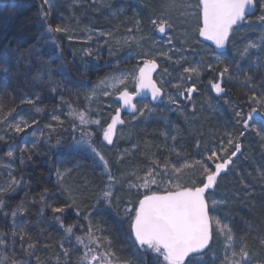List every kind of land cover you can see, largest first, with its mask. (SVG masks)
<instances>
[{"label": "trees", "instance_id": "obj_1", "mask_svg": "<svg viewBox=\"0 0 264 264\" xmlns=\"http://www.w3.org/2000/svg\"><path fill=\"white\" fill-rule=\"evenodd\" d=\"M131 1L125 0L122 2L120 0L121 5L125 8L123 14L120 13V6L118 4L113 8L109 7L112 11L114 10L115 14V16L110 17V12L105 13L104 11L107 4L113 3L112 0H107V3L105 0H94L93 2L91 0H55L48 23H51L53 26L60 25L67 28V31L55 34L60 54L53 56L52 52L55 49L51 43V37L48 35L41 37V33L44 32V26L38 16L41 0H0V64L2 66V71H0V115L10 113L8 119L13 123L16 119L20 118L29 122L35 119L39 121L40 128H44L45 125L52 122V115L60 116L63 120V126H57L56 133L52 135L50 141L40 138L34 149L29 145L31 160L28 159L27 154H24L23 164L19 160V156L21 155L19 148L21 147L22 140L25 138V134L14 135L8 129L0 131V135L5 136L4 142L0 143V161L4 164L2 167L10 165L11 171L10 176L7 167H5L7 170L0 168V185H4L11 177H15L21 181L19 187L13 185L15 191H9L0 196V199L5 201L4 209L0 210V239L6 241L5 244L0 245V261H3V264H21V262L23 264H36L35 256L40 258V264H56L55 257L61 256V264H63L61 249L58 245L64 241L65 233L57 223H54L52 208H68L66 207L68 204L66 198L69 199V196L76 201L73 209L83 207L85 208V215L88 212H92V216L99 214L98 218L100 220L102 218L106 219L102 220V223L101 221H96L94 224L98 223L99 226L105 229L103 235L111 238L117 255L124 260L131 261V264H152L153 255L151 253L142 256L136 251L135 245L130 239L129 221L113 220V217L107 211L98 213L99 205H96V212L90 211L93 209V202L98 199L97 193L94 195V188H88L86 193L83 189L86 187L88 176L91 173L95 181H93L90 175L88 183L92 187L95 185V182L98 183L97 179L101 176L102 165L90 152L71 150L70 146L73 145L74 140L80 139V134L73 130L71 118L67 115V106L61 101V97H63L64 100L71 101L73 107L84 108L87 103L85 97L97 85L100 79L112 72L119 73L131 67L135 68L137 64L141 63L138 60L139 58L121 61L119 64L108 63L107 56L105 58L93 59L92 56H86L84 50L91 48L94 52L96 50V43L90 42L91 39H84V37L76 38L71 36L73 33H76V22H79L81 27V29L77 30H80L83 35L89 32L87 31L88 29L93 32L101 29L108 31L118 30V39L123 40L126 37L134 36L128 29H135L136 31L137 21L140 22L138 27L144 31L143 33L148 34L149 14L147 10L142 8V6L137 7L135 5L134 7ZM144 1L146 2V0L140 2L141 5ZM258 15H260L259 11L252 16V19H255ZM261 34V29L258 26L252 28L244 26L240 28L229 44L237 46L236 51L234 52L233 50V54L231 50L225 53L230 58H227V62L224 61L225 63L233 65L239 62L243 69V72L240 73V81L235 79L236 73L232 74V80L225 78L224 81L231 84L226 97L229 98L230 107L233 108L235 106V110L242 107L244 111H251L246 102V97L252 93L250 88L243 82L244 73L246 72L247 75L253 77L252 82L254 84H259L264 79V67L260 66L261 60L257 59L258 56L264 57V53L252 49L249 53L250 59L248 57L243 60L239 58V50L249 40L257 41ZM117 36L114 38L116 39ZM130 40L132 39L129 38ZM109 42L113 43L112 41ZM102 44L103 51H107L106 43ZM208 46L206 47L210 54L203 56L202 67L205 63H215L211 58V54L216 53H214L211 46ZM189 56L185 55L183 65L190 63ZM176 57L173 58V61L179 60L180 57ZM157 62L160 65L158 73H164L163 69H167L171 73L168 66V63H170L169 59L166 58L164 60L165 65L159 59ZM85 66H87V71H85ZM61 68L64 71H61ZM49 72L50 75L48 74ZM169 77L171 81L168 82L167 88L170 86V83L174 84L180 81V73L177 69ZM210 77H213L212 70H208L207 74H204L196 81L200 84V89L204 93L199 98L206 100L205 102H207L211 91V87H205V85H209ZM185 82L187 83V80ZM256 94L259 95L260 93ZM37 95L40 99L37 101L36 106L44 110L39 114L35 112L33 106L21 104V100L25 97ZM115 96V94L104 96L102 92H98L97 97L91 104L92 112L90 118L102 116L100 106L105 102H107V106L104 111H111L109 112V116L114 115L116 109L119 107ZM202 99L201 102L203 103L201 105L205 106L206 103ZM161 108L159 110L153 107L155 111L150 114L151 117L144 118L142 116L139 118L135 122V128L131 133L132 135H130L131 137L124 144L115 146L112 150L110 145H103L105 147L110 146L109 152L104 156L109 161L111 169L117 161L114 158L111 159L112 154L117 159L121 154L125 153V150H127V154L125 155V161H122V163L127 165L130 171L133 168L139 169L147 165L153 154L162 161L164 157H169L172 163H177L176 157L166 150L172 148L173 142L170 139L172 136L176 137L175 147L177 149L184 153L189 160H198L196 158L199 155L196 149V142L200 141L201 147L199 152H203L205 147L203 146V140L193 136L194 133L193 135L187 134L183 129V124L179 122L181 120L175 114H171L166 107L162 106ZM227 119H225L227 121L226 127L224 126V121L218 117L214 121L217 123L216 126L211 124L209 128L207 124L204 127L208 130L218 131L219 136L222 138L226 133L235 135L238 129L234 125H228L229 123L232 124V122L230 119ZM127 122L128 119L124 126H126ZM253 122L264 129V121L260 118H255ZM36 127V125H33V128L26 129V132L31 133ZM97 128L99 127L95 126L91 128V132L93 131L95 134L92 139L99 149L101 144L105 142H103L100 128L99 131ZM44 130L47 134V129ZM57 139L61 141V144L59 147H52ZM8 145H13L17 149L14 158L6 156L7 151H9ZM249 145L257 149L255 141L249 142ZM262 146L264 147L263 139L262 142L260 141V147ZM246 158L247 160L240 162L237 167L233 166L234 168L231 167L228 171L221 174L215 190L210 191L208 197L210 198L211 195L212 200L216 199V201L222 202L219 204V206H222L221 209H223L222 218L219 216L221 221L229 224L237 241L243 238L247 250L255 259H261L264 258V181H262L263 177L257 176V173L259 172L262 176L264 175V157L262 160H259L257 155L254 156L250 152L249 158ZM180 162H183V160ZM78 163L81 164L76 165ZM75 166L79 170H73V173L77 172L75 175L78 176L76 179L81 183L78 185L80 188L72 186L73 188L69 189L70 193L68 196V191L63 187L62 197L59 190L60 186L55 176L56 170L59 169L61 172H64ZM177 166H179L178 163ZM196 168L197 166L186 169L183 180L188 178ZM124 173L126 174L127 172ZM115 176L119 179L121 174H116ZM21 177L23 178L22 180ZM83 181L86 182L83 183ZM118 186L123 188V190H127L126 183ZM45 189H47V192H45ZM129 192H131V198L135 201L142 195L143 190L140 193H137L136 190ZM214 192H216L215 195ZM42 196L43 199H41ZM70 201L69 199V204L71 205L72 201L71 203ZM123 202L125 201L123 200ZM232 202H238V204L235 203L231 207ZM21 203L26 211L18 212L14 225L12 217H5L3 213H10ZM120 209L123 211V207H120ZM226 216L227 219L225 218ZM62 220L65 225L80 221L72 213L64 214ZM18 226H21L22 229H19ZM13 231L17 233L14 248L13 237L11 235ZM75 233L77 235L84 234L79 227L75 229ZM21 234L24 235L26 243L37 242V248L32 257L28 255V252L20 248L19 236ZM214 239L213 250L216 251L217 256H221V245L224 243V238H215L214 234ZM64 246L66 248L69 247L67 243ZM235 247L236 251H239L240 245L238 243ZM82 251V249L80 251L73 250L70 256V264H78L77 258L82 254ZM205 259L207 264H213L211 257H206ZM216 264H219V260L216 261Z\"/></svg>", "mask_w": 264, "mask_h": 264}, {"label": "snow or ice", "instance_id": "obj_2", "mask_svg": "<svg viewBox=\"0 0 264 264\" xmlns=\"http://www.w3.org/2000/svg\"><path fill=\"white\" fill-rule=\"evenodd\" d=\"M53 6L52 0H41L38 16L44 26V32L41 33V37L44 35L51 37V43L55 49L52 55L56 56L60 54V51L55 34L66 32L67 28L60 25L53 26L51 23H48ZM257 11H259L260 15L252 19V16ZM195 12L198 20V36L214 42L216 48L225 49L228 47L230 41L240 28L244 26L250 28L258 26L261 29V36L255 42L249 40L239 50V58L241 60L246 57L250 59L249 53L252 49L264 53V0H197ZM139 23L137 21V32L140 31L138 27ZM150 23L156 32L165 35H167L168 30L172 27L170 19L167 17L151 19ZM128 31L131 33L132 29H128ZM97 35L101 37L111 36V33L99 32ZM88 38L92 39L91 34H89ZM130 39L139 45L140 41L144 40L145 37L141 36L140 40H136L133 36ZM127 42L125 41V43ZM166 43L172 45V47H169L167 52L156 53L155 56L148 52L143 53V55L129 53L127 58L139 56L141 63L132 70H123L119 73L112 72L100 79L97 85L85 97L87 103L84 108L73 107L71 101H66L61 97L62 103L67 106V115L71 118L73 130L80 134V139L74 140L73 145L70 146L71 150L90 152L103 166L106 180L103 181L102 195L93 205V209L96 208V205L101 200L109 207H112L116 185L126 183L128 191L135 189L137 193H140L143 190L142 195L134 202V206L132 201L127 202L123 208V214L130 222V239L135 245L136 251L142 256H146L149 251L154 254L152 264H207L206 257H211L213 264H216L217 260H219V264H264V258L255 259L247 250L243 238L237 241L229 224L222 222L220 217L215 215L219 204L222 202L214 199L209 201L208 198L210 191L215 190L221 173L229 169L238 154H243L240 138L250 128L255 129V124L251 122L255 118H260L264 121V79L259 84H254L252 82L253 77L247 75L246 72L244 73L243 82L250 88L252 94L246 97V102L251 111H244L242 107L236 111V123L240 126L241 131L237 136H234L232 133H226L218 143L206 145L203 152H199L201 144L198 140L196 142V149L200 155L199 160H189L184 153L175 147L176 137L172 136L170 138L173 145L171 149L166 150L176 157L179 166H177V163H172L169 157H164L162 161L153 154L147 165L139 169L133 168L126 174L121 173L118 179L113 174L109 161L105 159V156L94 144L92 138L95 134L87 130L88 125H102L101 119L90 118L92 112L91 104L97 97L98 92H102L104 96L115 94L122 102L121 107L117 108L115 114L110 117V122L107 123L106 127L100 128L102 139L108 145H112L114 142L117 125L125 123L121 118L122 109L130 110L129 114L137 116H144L146 112L151 113L154 111L148 103H143V100L150 96L151 101L156 102L162 100L166 95L164 80L161 78L160 83H157V80L153 79L152 76V73L159 67L157 57L172 59V56L169 55L175 48L172 38L169 37ZM232 47H235V45L232 44ZM84 54L92 56L93 51L92 49H85ZM109 55H114L111 49H109ZM96 58L99 59L98 52L96 53ZM225 58V53L215 54V63H205L204 68L205 70H212L217 77L215 81L209 82L210 86L216 93L226 95L225 88L222 87L225 78L232 80V74L236 73L235 79L240 81V73L243 72V69L239 62L233 65L225 63ZM257 59L261 60L260 66L264 67V57L258 56ZM184 60L185 57L182 56L175 63L179 65ZM201 62L203 63V59H201ZM116 63L119 64L120 61L117 60ZM4 70L6 71V69ZM61 71H64V69L61 68ZM85 71H87V66H85ZM163 72L171 75L167 69H163ZM48 74L50 75V72ZM200 75V64H194L191 67H184L179 79L190 82L193 80V77L198 78ZM129 81L136 85V89L132 92H129L127 87ZM180 86V84H176L173 87L179 89ZM197 91L196 84L191 83L190 87H186L183 91L179 92V96L191 102L193 93ZM256 93L260 94L257 95ZM137 97L141 98L140 107H137V103L133 102ZM39 99L38 95L25 97L21 100V104L33 106L35 112L39 114L44 111L42 108L36 106ZM167 99L171 104H177V100L171 95H168ZM8 115L10 113L0 115V131L8 129L14 135L25 133V142L19 148V152L21 153L19 160L21 164L24 163V154H27L28 159L31 160L29 145L34 149L40 138L50 141L52 135L56 133L57 126H63V120L57 115H52V122L45 125L44 128H40L39 121L35 119L29 122L20 118L16 119L13 123L8 119ZM33 125L37 127L31 133H26V129L33 128ZM44 129H47V134ZM257 132H259L258 129ZM4 140L5 136L0 135V143L4 142ZM60 144L61 141L57 139L52 147H59ZM8 148L9 151H7L6 156L14 158L17 149L13 145H8ZM126 154L127 150L117 158L116 163L119 164L125 161ZM181 160L183 162H180ZM196 166H199L201 169L203 177L200 185H197L195 180L190 182L183 180L185 170L195 168ZM5 167L9 169V175L11 176L10 165ZM64 175V172H61L59 169L56 170L58 181ZM20 183V180L11 177L4 185H0V196L9 191H15L13 185L19 187ZM45 192H47V189H45ZM41 199H43V196ZM116 199L118 204L119 199ZM75 205L76 201L73 200L72 204L66 207L73 208ZM4 207L5 201L0 199V210H3ZM24 211L26 209H24L21 203L16 206L15 210H12L10 213L5 212L3 215L5 217L11 216L15 225L18 212ZM52 211L63 214L65 207H54ZM75 211L77 216L80 217L78 207L75 208ZM80 218L85 223H70L65 225L61 216H54V219L59 222L60 227L65 233L64 241L58 245L61 249L63 264H70V256L73 250L80 251L81 249L83 251L77 258L78 264H131V261L124 260L117 255L111 238L103 235L105 229L99 226L98 223H93L92 212H88ZM225 218L227 219V216ZM77 227L83 231V235L75 233ZM214 234L215 238H224V243L221 245V256H217L216 251L212 247L215 243ZM11 235L13 237L14 248L17 237L16 231H13ZM19 241L21 250L28 252V255L32 257L37 248V242L26 243L23 234L19 236ZM5 243L4 239H0V245ZM65 243L69 247L66 248L64 246ZM237 243L240 245L239 251H236L235 246ZM34 259L36 264H40L38 256H35ZM55 261L56 264H61V256L55 257ZM0 264H3V261H0Z\"/></svg>", "mask_w": 264, "mask_h": 264}, {"label": "rangeland", "instance_id": "obj_3", "mask_svg": "<svg viewBox=\"0 0 264 264\" xmlns=\"http://www.w3.org/2000/svg\"><path fill=\"white\" fill-rule=\"evenodd\" d=\"M55 0H52V2H54ZM94 0H91V2H93ZM107 3V0H105ZM113 3L112 4H107V7H105V13L106 12H110V17L111 16H115L114 14V10L112 11V9L114 6H116L118 4V6H120V13H124L125 8L123 5H121L120 0H112ZM125 0H122V2H124ZM142 0H132V5L135 7V5L137 7L142 6V8L146 9L148 12V16H149V28H147V33H143L144 31L140 29L139 32H137V30L135 31V29H132V32L134 34V37L136 39L140 40V37L143 36L145 37L144 40L140 41V44L137 45V43L134 40H130V37H126L123 40L118 39V30H99L96 32L90 31V29H88L85 35L82 34V32L80 30L77 29H81L79 22H76L75 24V28H76V33H73V37L76 38H83L84 39H88L89 40V34H91L92 39L90 42H94L95 44V51L93 52V59H96V53H99V58L100 57H106L107 56V62L108 63H116L117 60L121 61H127V60H134L136 58H139V56H137L136 58H127L129 53H139L140 55H143V53L148 52L151 53L153 56L156 55V53L158 52H167L169 47H172V45H168L166 43L167 39L169 37L172 38V42L175 45V48L173 49V51L171 53H169V55L172 56V59L170 60V63H168V66L171 70V73L168 71V73H170L171 75L174 74V70L177 69V71L180 73V75L182 74V69L184 67H191L194 66V64H200V70H201V75L204 72H208V70H205L204 66L202 67V63H201V59H203V56H207L210 53H208V48L206 46H208L207 43L202 42L199 39L198 33H197V28H198V20H197V16H196V12H195V4L197 2V0H146V2L144 1V3L141 2ZM110 7V8H109ZM73 17V16H72ZM157 17H167L170 19V22L172 24L171 29L168 30L167 35L165 34H160L157 33L152 24L150 23L151 19H155ZM80 27V28H77ZM130 27V26H129ZM137 29V28H136ZM80 31V32H79ZM91 32V33H90ZM99 32H104V33H111V36H98L97 33ZM115 36L116 39L114 38ZM114 38V39H112ZM112 39V40H111ZM109 41H112L113 43H110ZM125 41H128L127 43H125ZM85 43V42H82ZM102 43H106V50L107 51H103V44ZM209 47V46H208ZM87 48V47H86ZM121 51H120V49ZM237 46L232 47L231 45H229L228 50H231V53L233 54L236 51ZM87 49H91V48H87ZM109 49L112 50V52L114 53V55L110 56L109 55ZM234 50V52H233ZM211 51V50H210ZM228 52V51H227ZM231 54V55H232ZM185 55H190L189 56V60L190 63H186L183 65V61L179 64V66H177V64L175 63V61H173V58H179V57H185ZM214 55L215 54H211V58L214 60ZM110 58V60H109ZM167 57H157V61L158 59L161 60V62L165 65L164 60H166ZM227 58H229L228 55H226L225 58V62H227ZM164 59V60H163ZM180 59V58H179ZM211 59V60H212ZM139 60V59H138ZM185 61V60H184ZM141 62V61H140ZM215 62V61H214ZM138 66V64L135 66V68ZM179 67V68H177ZM2 66L0 64V71H2ZM134 69L133 67L127 69V70H132ZM201 75L198 77L200 78ZM156 79L157 82L160 83L161 78L164 80L165 82V88L168 90L167 96L171 95L174 99L177 100V104H172L168 101L167 96L165 97L166 99V103L169 104L168 108H166L168 111L171 112V114H175L179 120V122H181L183 124V129L185 132H187V134H192L194 133L193 136H195L198 139L203 140V146L209 145L211 143H218L219 140L222 138L221 136H219L218 131L215 132V130H208L205 129V125H210L213 124V126H216L217 123H215L214 121L218 118H221L222 121H224L225 123V127L227 125V121L225 120L226 118L230 119L232 124L229 123L228 125H234L238 130L237 133L234 135L236 136L237 134H239V132L241 131L240 126L236 123L237 117H236V111L235 110V106L233 108L230 107V103H229V98H225V99H221V98H215V96L213 95L212 91H210L208 98H207V102H205L206 100H203L202 98L196 97L195 93H193L192 95V100L191 102L184 99L183 97L179 96V92L183 91L184 88L186 87H190L191 83H195L198 80V78L193 77L192 81H187V83L184 81H179L177 83L171 84V87L169 89L168 86V82H170L171 80L169 79L170 75H167L165 73H158L156 74ZM174 80V79H173ZM175 81V80H174ZM176 84H180V88L176 89L173 86ZM130 85H134L131 81H129L127 83V87L128 89H131ZM210 86V83H209ZM222 95V94H219ZM201 99L204 101V103H206L205 106H202L201 104L203 102H201ZM106 106H107V102L103 103L100 106V112L102 114V116H99V119H101L102 121V125L101 126H97L99 128L101 127H106L107 123L110 122V117L109 116V112L111 111H104L106 110ZM150 106V105H149ZM110 109V108H109ZM107 109V110H109ZM155 111V110H154ZM153 111V112H154ZM152 113V112H151ZM151 113H145L148 114L147 116L144 115V118L147 117H151ZM140 117H127L128 122L126 124V126H122V127H117L116 129V137H115V141L113 142L112 145L105 147L107 145H105L107 142L103 141L105 143L101 144V146L99 147L100 152L105 155L106 153L109 152V147L111 148H115V146H119L121 144H124L126 141L129 140V137H131L130 135H132L131 133L133 132V129L135 128V122L141 118ZM105 118V119H104ZM227 119V120H228ZM251 123H254L253 121ZM255 124V129L250 128L247 132H245V135L243 137L240 138L241 144H242V155L238 154V156L236 158H234V164H232L229 169L231 167H237V165H239L240 162H242L243 160H247L246 157L249 158V154L250 152L252 153V155H257L259 160H262L264 157V147H260V141L262 142V139L264 140V129L262 127H260L259 125ZM96 125H88L87 126V130L91 131L93 127H95ZM99 128L98 131H99ZM95 129V128H94ZM257 129L259 130V132H257ZM27 131V130H26ZM93 132V131H92ZM27 133V132H26ZM94 133V132H93ZM25 134V133H23ZM102 135V134H101ZM167 139V138H166ZM168 140V139H167ZM251 141H255L257 143V149H254L252 147H250L249 142ZM25 142V140L23 139L21 142V147L23 145V143ZM184 142V141H183ZM105 145V146H103ZM113 156L111 157L114 158L115 160L116 157H114L115 155L112 154ZM196 158H198V160L200 159V155L196 156ZM134 161V160H132ZM137 162V161H136ZM81 163H78L76 165H80ZM4 164L2 161H0V168L7 170L5 167H2ZM211 166V165H210ZM233 167V168H234ZM228 169V170H229ZM74 171H78L79 169L77 168V166L72 167L67 169L66 171H64L65 175L63 176V178L61 180L58 181L59 183V190L60 193L62 194L63 197V189L66 188V190L68 191L67 194L69 196V189L73 188L75 186L79 187L78 185H80V181H78V176L75 175ZM128 170V171H127ZM227 170V171H228ZM233 170V169H232ZM71 171V174H70ZM130 169L127 168V165L123 164L122 162L119 164H115V166L112 168V172L113 174H121L124 172H129ZM89 175V174H86ZM91 177L93 178V174H90ZM90 175L88 176V182H89V178ZM101 176L97 179L98 183L95 182V185L92 187L88 182L83 181V183L86 182V187H84V192H87L88 188H94V195L97 193V197L98 199L101 197L102 193H101V189L104 187V183L103 181L106 180V177L104 176V171H103V166L101 169ZM56 176V175H55ZM257 176H260L261 178L263 177L262 181H264V175L262 176L261 173H257ZM57 177V176H56ZM219 179V178H218ZM195 180L197 185H200V183L203 180V177L201 175V169L199 168V166H197V168L194 170V172H192V174L184 179V181H193ZM93 181L94 178H93ZM118 185L121 184H117L115 187V196L113 198V206L109 207L103 200L100 201L99 205V212L101 213L102 211H107L108 213L111 214V216L113 217V220H118V221H122L124 222L129 221L128 219H126L124 217L123 211L120 209V207H125L127 202L132 201L133 202V206H134V202L137 200H133L131 197V192L127 191V190H123V188H120ZM73 186V187H72ZM64 187V188H63ZM63 188V189H62ZM80 188V187H79ZM127 189V188H126ZM131 191H135V189L131 190ZM216 194V192H214V195ZM93 195V196H94ZM71 196H69V199L71 201H73L72 198H70ZM85 197V196H84ZM119 199V203L117 204V199ZM209 198V197H208ZM68 201L67 205L69 204V199L66 198ZM123 200L125 202H123ZM212 200V197L210 195L209 201ZM216 200V199H214ZM70 201V203H71ZM97 201V199H96ZM96 201L93 202V204L96 203ZM126 203V204H125ZM235 203L238 204V202H232L231 203V207H233L235 205ZM100 208H104V209H100ZM222 206H218V210L215 212V214H217L218 216H220L222 218V212L223 209H221ZM80 210V217H82L85 212V208L81 207L79 208ZM90 211H94L96 212V208L92 209ZM66 213H72L75 217L79 218L80 221L79 222H75V223H85V221H83V219H81L80 217L77 216L75 209H71V208H66L65 212L63 214L60 213H54L52 214L54 223H57L58 226H60L59 222L57 220L54 219V216H61V219H63L64 214ZM98 215H94L92 216L93 219V223H95L96 221H101V223L103 222L102 220H106L104 218H102V220H100V218H98ZM19 229H22L21 226H18ZM83 235V234H82ZM149 253H151L149 251ZM152 254V253H151ZM154 255V254H152ZM162 259V258H161Z\"/></svg>", "mask_w": 264, "mask_h": 264}, {"label": "flooded vegetation", "instance_id": "obj_4", "mask_svg": "<svg viewBox=\"0 0 264 264\" xmlns=\"http://www.w3.org/2000/svg\"><path fill=\"white\" fill-rule=\"evenodd\" d=\"M158 33V32H157ZM201 69V68H200ZM159 72V71H158ZM157 72V73H158ZM156 73V74H157ZM204 74H207V72H204L202 75H201V77L204 75ZM211 76V75H210ZM155 77H156V75H155ZM200 77V78H201ZM203 79H205V77H203ZM217 79V77H216V75L213 73V77L211 78L210 77V81H215ZM134 84V83H133ZM231 84L230 83H223L222 84V87H224L225 88V92L228 94L229 93V86H230ZM132 86V87H131ZM130 87H131V89H129L131 92L132 91H134L135 89H136V85L134 84V85H131ZM196 86H197V89H198V91L195 93V96L196 97H202L203 95H204V93L201 91V89H200V84H198V82H196ZM205 87L207 88V87H211V86H209V85H205ZM164 91H165V93H168V90L167 89H164ZM211 91H212V93H213V95L215 96V98H221V99H225V98H227L226 97V95L225 94H223V93H216L215 92V90L211 87ZM219 94H222V95H219ZM166 96V95H165ZM165 96H164V98H163V103L162 104H155V102H152L151 101V98L150 97H147V98H145L144 100H143V103H148L149 105H150V107H154V108H157V109H162L161 107L162 106H164V107H166V108H169L168 107V105L169 104H167L166 103V101H165ZM140 97H137L136 99H135V101H134V103H137V107H140ZM165 102V103H164ZM172 105V104H171ZM170 106V105H169ZM118 108H120V105H119V107ZM123 115H124V117H132V116H129V115H127L125 112H123L122 113ZM135 117H138L137 115H134ZM125 120H127V119H125ZM124 120V121H125ZM222 174V173H221ZM201 184V183H200Z\"/></svg>", "mask_w": 264, "mask_h": 264}, {"label": "water", "instance_id": "obj_5", "mask_svg": "<svg viewBox=\"0 0 264 264\" xmlns=\"http://www.w3.org/2000/svg\"><path fill=\"white\" fill-rule=\"evenodd\" d=\"M257 12H255V14H256ZM200 39L202 40V41H204V42H207L208 44H210L212 47H213V49H214V51L217 53V54H220V53H225L226 51H227V47L225 48V49H219V48H216L215 47V45H214V42H212V41H208V40H206L205 38H203V37H200ZM158 64V63H157ZM159 65V64H158ZM158 69H159V67L156 69V71L155 72H153L152 73V76H153V79H155V73L158 71ZM116 100L121 104L122 102L119 100V97L117 96L116 97ZM157 102H161V100L160 101H156V103ZM122 111H125L126 113H129L130 112V110H127V109H122L121 110V113H122ZM118 126V125H117ZM114 139H115V137H114Z\"/></svg>", "mask_w": 264, "mask_h": 264}]
</instances>
